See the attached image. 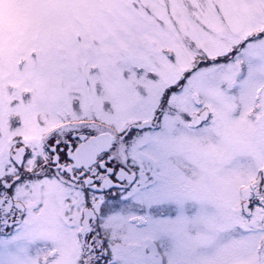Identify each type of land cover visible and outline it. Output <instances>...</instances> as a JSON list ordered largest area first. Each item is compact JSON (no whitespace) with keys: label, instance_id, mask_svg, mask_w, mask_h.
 I'll return each instance as SVG.
<instances>
[{"label":"snow or ice","instance_id":"1","mask_svg":"<svg viewBox=\"0 0 264 264\" xmlns=\"http://www.w3.org/2000/svg\"><path fill=\"white\" fill-rule=\"evenodd\" d=\"M0 264H264V0H0Z\"/></svg>","mask_w":264,"mask_h":264}]
</instances>
